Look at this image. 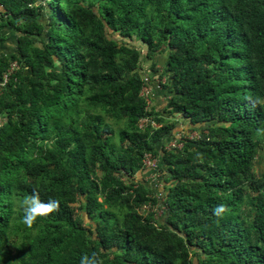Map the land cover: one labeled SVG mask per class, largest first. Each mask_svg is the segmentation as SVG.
Segmentation results:
<instances>
[{
  "label": "trees",
  "instance_id": "1",
  "mask_svg": "<svg viewBox=\"0 0 264 264\" xmlns=\"http://www.w3.org/2000/svg\"><path fill=\"white\" fill-rule=\"evenodd\" d=\"M0 28L18 34L0 57V76L17 65L0 90V264H264V0H0ZM160 77L171 96L145 109L142 79ZM165 115L197 138L164 148ZM144 153L161 225L139 210L155 204ZM33 189L59 210L29 228Z\"/></svg>",
  "mask_w": 264,
  "mask_h": 264
},
{
  "label": "built area",
  "instance_id": "2",
  "mask_svg": "<svg viewBox=\"0 0 264 264\" xmlns=\"http://www.w3.org/2000/svg\"><path fill=\"white\" fill-rule=\"evenodd\" d=\"M17 69V65L15 62H12L9 67L6 69L4 73L0 76V90L5 87V85L9 82L10 76L12 75V72ZM165 84V78L160 77L157 78L153 83L149 84L146 78L142 79V84L139 90V97L143 99L145 103V109H149L153 103V96L156 92L161 91V85ZM166 99V97H163V101ZM1 119H0V125H1ZM150 126L152 129H156L158 126L152 121L150 117H143L138 120L136 127L139 130H143L146 127ZM197 138V135L195 132H185L183 129H177L174 133L172 138L168 141V143L165 145L164 148L166 149H172V148H180L181 146V140L182 139H193ZM157 165V166H156ZM141 170L142 172L140 174H146L150 173L148 176H151L148 179V183L145 181L144 177V184L151 191V198L155 200V204H151L149 202H146L141 205L140 212L142 214H152L153 219L157 221L160 217H162L165 213V206L163 204L164 202V191H163V184L160 180V177L158 174L154 173L155 170L158 168V162L157 158L154 157L151 153H144L141 159ZM147 185H146V183Z\"/></svg>",
  "mask_w": 264,
  "mask_h": 264
},
{
  "label": "clouds",
  "instance_id": "3",
  "mask_svg": "<svg viewBox=\"0 0 264 264\" xmlns=\"http://www.w3.org/2000/svg\"><path fill=\"white\" fill-rule=\"evenodd\" d=\"M23 210L22 222L29 228L36 223L38 218H47L59 210V202L56 199L42 201L38 190L33 189L32 193L23 198L21 202ZM228 211L225 205H218L213 214L217 217H223ZM80 264H103L98 258V254L93 252L91 256L85 254L80 259Z\"/></svg>",
  "mask_w": 264,
  "mask_h": 264
},
{
  "label": "rangeland",
  "instance_id": "4",
  "mask_svg": "<svg viewBox=\"0 0 264 264\" xmlns=\"http://www.w3.org/2000/svg\"><path fill=\"white\" fill-rule=\"evenodd\" d=\"M17 36H18V34H16V33H14V34H12L11 35V37H9V34H3V40L2 41H0V57L1 56H4V55H6V54H8L9 52H15V45L14 44H12V42H11V40L13 41V40H15L16 38H17ZM11 38V39H10ZM118 40V39H117ZM15 42H16V40H15ZM37 45V44H36ZM164 58H165V56H164V54H161L160 56H156V62H157V66H156V68H158L159 70L161 69V67H162V65H163V63H164ZM163 86V85H162ZM161 86V90L163 91V93H164V95L161 93V91H159V92H156L155 94H154V96H159V95H162L164 98L166 97V99L163 101V102H161L160 103V105H162L163 106V103H165L167 100H168V98L171 96V94H168L166 91H167V89H165L164 87H162ZM153 96V97H154ZM161 96V97H162ZM160 107V106H159ZM159 107H156V108H159ZM165 118H167L166 120H165V122H167V123H174L175 124V129L177 130V129H183L185 132H188L189 131V129L187 128V126L184 124V122L183 121H179V119H178V116H175L174 118H168V116L167 115H165L164 116ZM122 126V124H120V125H117V126H114V129L115 130H117V129H119L120 127ZM177 127V128H176ZM173 133H174V131H173ZM113 143H116L117 142V139H116V136H114L113 137ZM157 166V165H156ZM263 166H264V145H262V147L260 148V150H259V152H258V155H257V157H256V161H255V164H254V172H255V174H259L260 172H261V170L263 169ZM154 173H156V174H158L159 175V177H160V180L163 178L162 177V174H161V172L159 171V169L157 168V170H155L154 171ZM150 173H146V174H144V177H145V181L148 183L149 181H148V179L151 177V176H148ZM145 182V183H146ZM147 183H146V185H147ZM162 184V183H161ZM147 187L148 188H150V186H148L147 185ZM115 209V208H114ZM119 213V212H118ZM159 219H157V224L158 225H161L162 223H163V220H164V218H165V216H162V217H160V215H159V217H158Z\"/></svg>",
  "mask_w": 264,
  "mask_h": 264
},
{
  "label": "crops",
  "instance_id": "5",
  "mask_svg": "<svg viewBox=\"0 0 264 264\" xmlns=\"http://www.w3.org/2000/svg\"><path fill=\"white\" fill-rule=\"evenodd\" d=\"M3 34H9V37H11V35H12V34L6 32L3 28H0V36L3 37ZM15 40H13V41L11 40L12 44H14V45H15ZM9 53H13V52H9ZM161 96L162 95H159V96L157 95V96L153 97L152 103H153V107L155 108V111L161 110L163 107L162 105H160V103L163 102V96L162 97ZM156 107H159V108H156ZM135 177H136V180L144 183L143 182L144 181V175L143 174H137Z\"/></svg>",
  "mask_w": 264,
  "mask_h": 264
}]
</instances>
